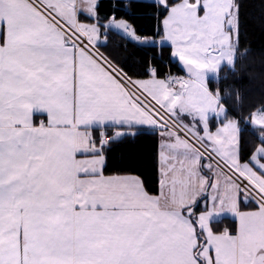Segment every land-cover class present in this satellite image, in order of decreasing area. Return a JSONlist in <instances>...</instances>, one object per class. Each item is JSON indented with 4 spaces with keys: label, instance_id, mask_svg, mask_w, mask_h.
Listing matches in <instances>:
<instances>
[{
    "label": "snow or ice",
    "instance_id": "obj_1",
    "mask_svg": "<svg viewBox=\"0 0 264 264\" xmlns=\"http://www.w3.org/2000/svg\"><path fill=\"white\" fill-rule=\"evenodd\" d=\"M102 6L0 0V264H264V128L245 151L205 79L242 0ZM113 35L149 50L138 70L101 51Z\"/></svg>",
    "mask_w": 264,
    "mask_h": 264
},
{
    "label": "trees",
    "instance_id": "obj_2",
    "mask_svg": "<svg viewBox=\"0 0 264 264\" xmlns=\"http://www.w3.org/2000/svg\"><path fill=\"white\" fill-rule=\"evenodd\" d=\"M242 29L239 46H235L236 59L232 68L223 67L217 78L207 82L209 90L217 94L220 104L227 113L226 119H235L243 129L241 147L250 151L259 148L255 141L256 133L250 118L258 110L264 108V7L260 0H242ZM108 11L107 0H103L102 14ZM101 51L116 65H123L130 71L138 70L135 61L145 58L149 50L136 49L132 45L125 47V42L117 35L110 37L107 48ZM168 58L165 46L164 59ZM163 71V67L161 68ZM173 74L178 72V63L171 62ZM260 128H264L260 127ZM256 128V129H260ZM136 154L140 157L137 164L138 174L148 179L149 187L154 177V160L157 146L151 139H138L135 144ZM228 221L219 224L223 228Z\"/></svg>",
    "mask_w": 264,
    "mask_h": 264
},
{
    "label": "crops",
    "instance_id": "obj_3",
    "mask_svg": "<svg viewBox=\"0 0 264 264\" xmlns=\"http://www.w3.org/2000/svg\"><path fill=\"white\" fill-rule=\"evenodd\" d=\"M118 36V35H117ZM119 37V36H118ZM234 46V45H233ZM175 61V60H174ZM177 62V61H176ZM178 63V62H177ZM183 74V73H182ZM216 77V76H215ZM215 77H212L209 70L205 73V79L208 82L209 79H214ZM207 91L211 97V99L214 101V107L216 108L217 111L224 113L225 112V108L220 104V100L218 98V96L214 93H212L207 85ZM264 112V108L258 110L257 112H255L252 117L250 118V123L253 127L255 128H260L264 126V120H261L260 118L256 119V123H254V119L256 118L257 115L261 114L262 116H264L263 114ZM226 122H229L232 126H236L238 123V126L240 127V124L238 121H236L235 119H226ZM262 122V123H260ZM215 125V122H213ZM218 126V125H215ZM241 128V127H240ZM213 130H215V127H213ZM257 150H260L259 148H257ZM158 151V149H157Z\"/></svg>",
    "mask_w": 264,
    "mask_h": 264
},
{
    "label": "rangeland",
    "instance_id": "obj_4",
    "mask_svg": "<svg viewBox=\"0 0 264 264\" xmlns=\"http://www.w3.org/2000/svg\"><path fill=\"white\" fill-rule=\"evenodd\" d=\"M235 59H236V51H235V45H234L232 50L229 51L228 56L221 63H219L215 68L209 70L211 76L212 77L216 76L215 78H217L220 70L223 67L232 68L233 65H234ZM263 114H264V112H263ZM257 118H260L261 120H264V116L259 114L254 119V123H256V119ZM260 123H262V122H260Z\"/></svg>",
    "mask_w": 264,
    "mask_h": 264
},
{
    "label": "built area",
    "instance_id": "obj_5",
    "mask_svg": "<svg viewBox=\"0 0 264 264\" xmlns=\"http://www.w3.org/2000/svg\"><path fill=\"white\" fill-rule=\"evenodd\" d=\"M113 67H115V66L113 65Z\"/></svg>",
    "mask_w": 264,
    "mask_h": 264
}]
</instances>
